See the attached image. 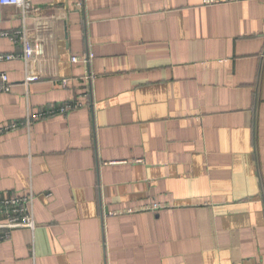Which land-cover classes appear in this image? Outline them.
I'll use <instances>...</instances> for the list:
<instances>
[{"label":"crops","instance_id":"1","mask_svg":"<svg viewBox=\"0 0 264 264\" xmlns=\"http://www.w3.org/2000/svg\"><path fill=\"white\" fill-rule=\"evenodd\" d=\"M28 1L0 13V55L41 46L0 62V196L36 228L0 264H264V0Z\"/></svg>","mask_w":264,"mask_h":264},{"label":"built area","instance_id":"2","mask_svg":"<svg viewBox=\"0 0 264 264\" xmlns=\"http://www.w3.org/2000/svg\"><path fill=\"white\" fill-rule=\"evenodd\" d=\"M218 1H232V0H206L208 3H215ZM6 6H16L22 8L24 11L30 8V3L28 0H0V13L2 9ZM16 34V33H15ZM3 36L10 37L15 40V36H19L22 42L23 53L19 56L8 54L0 55V62L11 61L16 58H21L25 62H30L37 53L41 52L40 44L32 42L26 31L18 32L15 36H11L10 33H4ZM90 57H82L81 59L73 57L72 61L74 63L83 62L88 64ZM2 85L0 88L5 91H10L9 78L7 74H2L0 76ZM68 81L64 80L63 85L67 86ZM81 107V105L74 102L60 103L58 105L51 106L48 110L43 113H39L34 118H47L56 115H66L76 108ZM15 128V125L6 126L0 128V135L11 131ZM34 193L31 191L27 195L18 196L11 195L9 197L0 196V242L9 238L11 232L16 229H30L32 231L36 228L35 215H34ZM162 208L161 205H153L152 210L156 211Z\"/></svg>","mask_w":264,"mask_h":264}]
</instances>
